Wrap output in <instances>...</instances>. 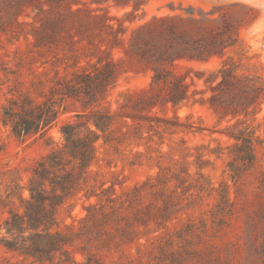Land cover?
Segmentation results:
<instances>
[{
	"label": "trees",
	"instance_id": "trees-1",
	"mask_svg": "<svg viewBox=\"0 0 264 264\" xmlns=\"http://www.w3.org/2000/svg\"><path fill=\"white\" fill-rule=\"evenodd\" d=\"M147 2L0 0V31L15 32V40L23 36L33 54L19 55L15 68H1L5 76L1 84L12 81V85L7 86L0 108V124L18 141L41 138L49 147L35 160L26 180L18 167L0 166V247L21 257L24 264H105L103 256L111 253L112 239L137 242L145 233L139 231L141 226L149 232L168 230L169 223L179 220L183 210L195 208L204 196L215 194L210 219L228 212V187L224 183L215 186L204 175L205 160L200 152L195 154L194 172L182 157L159 165L154 175L120 192L115 182L90 184L97 173L91 165L98 144L118 150L192 129L193 123L183 121L177 110L190 102L203 103L204 98L197 96L203 90H191L196 81L188 71L177 74L167 66L182 60L207 61L225 47L220 34L208 32L201 24L207 16H153L127 34L123 21L110 22L106 8L91 7L93 3L131 6L130 15ZM115 49L122 55L115 58ZM48 54L54 59L47 58ZM48 62L52 75L46 68ZM142 68L151 71L148 89L124 94L117 110L107 107L104 103L119 75ZM25 71L32 77L25 78ZM223 72L221 67L207 78L202 72L194 75L207 84L217 81ZM225 75L228 78L217 84H224L236 96L243 89L242 77L232 69ZM250 90L253 99L264 95V86H251ZM210 99L216 110L218 100L215 96ZM234 101L229 113L236 121L228 127V135L238 147L234 158L243 165L253 163L254 141L261 145L263 140L238 117L248 115L246 103ZM167 108L173 115L167 114ZM68 111L73 112V119L59 126L62 140L54 142L49 131L59 114ZM4 147L0 140V150ZM231 165V178H235L239 170ZM81 193L95 201L85 206L79 226L69 224L61 229L58 209ZM178 250H169L173 261ZM77 252L82 260L76 258Z\"/></svg>",
	"mask_w": 264,
	"mask_h": 264
},
{
	"label": "rangeland",
	"instance_id": "rangeland-1",
	"mask_svg": "<svg viewBox=\"0 0 264 264\" xmlns=\"http://www.w3.org/2000/svg\"><path fill=\"white\" fill-rule=\"evenodd\" d=\"M97 6L107 9L110 22L114 25L118 24L117 19L123 21L127 34L131 28L153 16H207L209 19L203 20L201 24L208 27V32L220 34V42L225 47L220 49V55H213L207 61L182 60L173 66H167L177 74L188 71L196 81L191 90H203L197 95L204 98L203 103L190 102L177 110L183 121L193 123L192 129L166 135L161 140L155 136L139 145L122 146L118 150L98 144L97 158L91 165V169L97 173L90 178V184L105 181L109 185L115 182V188L120 192L154 175L159 165L181 161L182 157L191 163V171L194 172L195 154L200 152L205 160L202 172L215 186L226 184L230 198L225 216L209 218L210 208L215 201V194H212L204 196L195 208L183 210L179 214V220L169 223L168 230L162 228L149 232L141 226L139 231L145 233L137 242L122 243L118 237L112 239L109 242L111 253L103 256L104 263L264 264V95L253 99L250 90L251 86H264V82L257 77L264 79V0H148L130 15L127 12L132 10L131 6L91 4V7ZM15 36L16 33L11 30L0 31V108L7 95V86L12 85V81L1 84L5 80L1 68H15L19 55L32 54L28 51V42L23 36L18 40H15ZM113 55L117 58L122 53L115 49ZM37 58L40 59L39 56ZM47 58L54 59L52 54H48ZM221 67L224 72L218 75L215 82L206 84L194 75L202 72L207 78L211 72ZM46 68L52 75L50 62L46 64ZM231 69L243 79V89L236 96L228 92L224 84H217L223 77L228 78L225 74ZM25 73V78L32 77L27 71ZM150 80V69H128L119 75L104 104L111 110H117L124 94L145 91ZM212 96L218 100L217 111L210 104ZM235 98L246 103L249 112L246 117H238L263 140L261 145L254 141L255 159L253 163L244 165L234 158L238 147L228 135V127L236 121L229 113L230 108H234L231 105L236 103ZM156 110L162 113L159 109ZM166 112L173 115L171 108H167ZM71 119V111L59 114L57 123L49 131L54 142H61L59 126ZM0 140L5 143L4 149L0 150V166L18 167L23 180L27 179L35 160L49 148L46 140L41 138L18 141L1 124ZM230 163L231 168L239 170L235 178H231L233 172ZM90 201H95V198L88 200L81 193L64 203L57 212L59 227L64 229L69 224L79 226V221L86 212L85 206ZM110 231L115 233L113 227ZM158 234V238L154 237ZM162 248H167L168 251L164 252ZM171 248L179 249L175 254L176 261L170 257ZM75 256L82 260L79 252ZM0 263L24 264L21 257L4 252L2 247Z\"/></svg>",
	"mask_w": 264,
	"mask_h": 264
}]
</instances>
